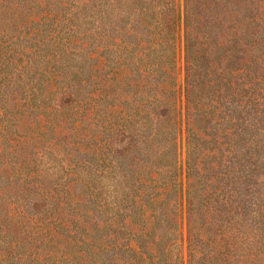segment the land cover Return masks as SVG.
Instances as JSON below:
<instances>
[{
	"label": "trees",
	"instance_id": "obj_1",
	"mask_svg": "<svg viewBox=\"0 0 264 264\" xmlns=\"http://www.w3.org/2000/svg\"><path fill=\"white\" fill-rule=\"evenodd\" d=\"M0 264H264V0H0Z\"/></svg>",
	"mask_w": 264,
	"mask_h": 264
},
{
	"label": "rangeland",
	"instance_id": "obj_2",
	"mask_svg": "<svg viewBox=\"0 0 264 264\" xmlns=\"http://www.w3.org/2000/svg\"><path fill=\"white\" fill-rule=\"evenodd\" d=\"M181 3L183 0H180ZM176 78H177V88L180 94L178 97L180 98L181 105H184V77H185V59H184V40L183 38L180 39V42L178 44V54H177V67H176ZM182 158L183 161L185 160V134L182 133ZM186 242H183V248L185 250Z\"/></svg>",
	"mask_w": 264,
	"mask_h": 264
}]
</instances>
